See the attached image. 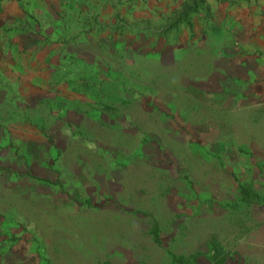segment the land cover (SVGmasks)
I'll return each mask as SVG.
<instances>
[{
  "label": "rangeland",
  "instance_id": "obj_1",
  "mask_svg": "<svg viewBox=\"0 0 264 264\" xmlns=\"http://www.w3.org/2000/svg\"><path fill=\"white\" fill-rule=\"evenodd\" d=\"M0 7V264L261 261L264 0Z\"/></svg>",
  "mask_w": 264,
  "mask_h": 264
},
{
  "label": "crops",
  "instance_id": "obj_2",
  "mask_svg": "<svg viewBox=\"0 0 264 264\" xmlns=\"http://www.w3.org/2000/svg\"><path fill=\"white\" fill-rule=\"evenodd\" d=\"M259 238H260V241H261L262 243H264V233L260 234ZM262 248H263V249L260 251L261 261H260L258 264H264V245H263ZM244 253H245L246 256H247V255H252V254L256 253V251H251V250H249V251H245ZM246 258H247V257H246ZM246 263H247V264H252L250 261H247V260H246Z\"/></svg>",
  "mask_w": 264,
  "mask_h": 264
},
{
  "label": "trees",
  "instance_id": "obj_3",
  "mask_svg": "<svg viewBox=\"0 0 264 264\" xmlns=\"http://www.w3.org/2000/svg\"><path fill=\"white\" fill-rule=\"evenodd\" d=\"M3 1H5V0H0V2H3ZM2 11V9H1V7H0V12Z\"/></svg>",
  "mask_w": 264,
  "mask_h": 264
}]
</instances>
